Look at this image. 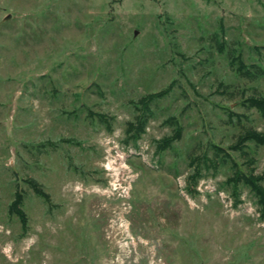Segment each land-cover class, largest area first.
Masks as SVG:
<instances>
[{"label":"rangeland","instance_id":"374dc122","mask_svg":"<svg viewBox=\"0 0 264 264\" xmlns=\"http://www.w3.org/2000/svg\"><path fill=\"white\" fill-rule=\"evenodd\" d=\"M261 104L264 0H0V264H264Z\"/></svg>","mask_w":264,"mask_h":264},{"label":"trees","instance_id":"16d2710c","mask_svg":"<svg viewBox=\"0 0 264 264\" xmlns=\"http://www.w3.org/2000/svg\"><path fill=\"white\" fill-rule=\"evenodd\" d=\"M259 109L260 110H264V104H261L259 106ZM129 126L130 127H128L127 130L129 132H133V128H134L133 125H129ZM140 131L135 133L132 136V139L135 140L136 137H138L140 135ZM260 136H261L260 142L264 143V134H260ZM244 180H245L246 183H248V185L250 187V190L253 191V193L257 196L258 203L260 202L259 203V206H260L259 208H260V211H261L260 212L261 213V217H264V202L262 201L264 199V188L262 189L260 187V185H258V183L255 182L254 178H252V177L245 176ZM19 200H20L19 194H16L15 199L10 204V210L13 211V209H14V211L17 213V215L19 216L20 220L22 221V224L25 225L26 224V215H25L24 211L21 208L18 207Z\"/></svg>","mask_w":264,"mask_h":264},{"label":"water","instance_id":"95a60500","mask_svg":"<svg viewBox=\"0 0 264 264\" xmlns=\"http://www.w3.org/2000/svg\"><path fill=\"white\" fill-rule=\"evenodd\" d=\"M136 32V31H135Z\"/></svg>","mask_w":264,"mask_h":264}]
</instances>
